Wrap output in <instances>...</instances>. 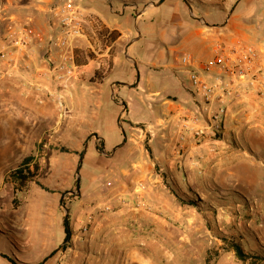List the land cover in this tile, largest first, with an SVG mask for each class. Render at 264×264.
Returning <instances> with one entry per match:
<instances>
[{
	"label": "crops",
	"instance_id": "1",
	"mask_svg": "<svg viewBox=\"0 0 264 264\" xmlns=\"http://www.w3.org/2000/svg\"><path fill=\"white\" fill-rule=\"evenodd\" d=\"M95 1L84 0L91 7L89 10L106 26L120 29V57L110 58L103 52L95 60L85 57L84 63L78 62L77 48L87 46L86 38H80L77 42L79 47L74 51L77 71L69 69V63H65L60 70L53 68L55 65H48L43 58L51 51L56 63H61L58 49L51 44H32L22 52H14L12 46L5 47L4 50L8 51L6 59L0 61V128L5 129L0 142V162L6 164L0 172V189L8 184L5 180L7 163H20L32 156L31 151L23 152L28 137L33 138V144H36L49 133L61 144L70 146L77 128L76 103H80L83 110L87 109L83 115L84 123L90 126V121L98 120L101 115L103 99H116L115 94L120 88V93L127 96L126 99L120 98V103H125L124 108L114 101L120 106L118 118L126 115L125 125L129 127L153 117L155 128L154 138L149 140L147 149L152 158L151 164H141L136 169L137 161L130 159L132 172L120 169V157L127 145L125 137L122 143L112 144L108 150L105 148L109 164L101 172L108 173L113 179V186H97L93 198L98 207L107 205L113 210L93 221L89 239L107 241L108 246L94 250L95 255L108 259L103 264H120V193H125L120 190L121 173H134V176L147 179L152 177L154 180L145 191L155 207L168 210L167 201L162 199L166 193L161 189L158 177L154 176L157 172L153 169V162L162 163L166 173H182L191 184L210 180L221 192L229 193L240 209L246 208L259 214V224L264 227V89L259 83H245L244 91L229 97L226 103L223 129L216 135L206 129L202 137H196L183 127L181 120L193 111L187 78L183 74L177 78L163 69L173 66L174 58L181 54L187 53L204 60L212 56L217 44L231 45L240 41L258 52L259 64L264 72V0H175L177 8L181 2L183 7L187 8L188 3L192 9L186 15L174 12L169 17L160 37L164 42H172L159 45L152 52L148 47L143 51L137 47L141 34L134 25L148 11H155L161 4H158L159 0H120V19L111 20L93 8ZM205 8L221 12L223 22H209L205 18L208 15L199 11ZM45 18L43 31L50 34V14ZM118 64L120 83L110 77ZM99 67L104 71L102 77L93 81V71ZM161 80L165 81V86H161ZM132 95L141 97L142 102L138 101L141 109L149 110V115H146L147 112L141 117L131 114L130 107L135 97ZM169 96L175 100L165 98ZM59 97L64 99L63 112L54 105ZM146 97L151 101H146ZM195 126L203 127V124ZM51 142L49 140L48 144ZM10 184L13 190L11 181ZM228 207L231 206L218 204L219 209L227 210ZM219 216L225 221L234 220L233 215L219 213ZM248 221L251 222L252 218ZM71 230L75 232L76 229L72 227Z\"/></svg>",
	"mask_w": 264,
	"mask_h": 264
},
{
	"label": "rangeland",
	"instance_id": "2",
	"mask_svg": "<svg viewBox=\"0 0 264 264\" xmlns=\"http://www.w3.org/2000/svg\"><path fill=\"white\" fill-rule=\"evenodd\" d=\"M61 1L0 0V61L6 59L8 51L4 49L7 46H12L14 52H22L32 44H50L49 33L43 31L45 17L50 8ZM82 5L91 8L84 0ZM179 5L177 8L175 0L162 1L155 11H148L135 23L141 34L137 43L141 51L148 47L152 52L159 45L172 42L162 41L160 34L166 28L164 23L174 12L187 14L189 7H183L181 2ZM139 7L142 8L141 5ZM93 8L108 20L120 19V0H96ZM199 11L208 15L205 18L209 22H223L224 17L219 11L209 8ZM86 35L87 46L77 48L78 62L84 63L85 57L95 60L103 52L110 58L120 57V29L106 26L99 18V23L86 27ZM173 41L176 43L177 39ZM174 59L173 66L163 69L179 78ZM103 72L101 67L96 68L91 79L100 80ZM110 77L120 83V64ZM147 84L145 81V87ZM160 84L166 85L164 80ZM115 96L114 100L110 97L103 99L101 115L98 120L90 121L91 127L84 123L83 115L87 109L83 110L80 103H76L77 128L70 146L61 144L49 133L36 144H33V138H27L23 152L31 151L33 157L29 164L32 181L14 194L11 180L6 177L8 184L0 189V264H10L1 254L15 259L17 264H103L108 260L94 254V250L108 246L107 241L101 242L99 238L89 240L93 221L113 210L107 205L98 207L93 198L97 186H113L108 173L101 172L109 164L105 151L112 144L122 143L125 137L127 145L120 157V169L132 172L130 159L137 161L136 169L141 164H151L147 149L149 140L154 138L155 128L153 117L142 124L127 127V116L118 118L120 106L114 103L116 101L124 108L125 103H120V98L126 99L127 95L120 93L119 88ZM132 96L135 97L130 112L141 117L149 110L141 109L138 102H142L141 97ZM165 98L175 100L170 96ZM145 99L151 101L150 98ZM54 105L64 111L63 98H57ZM149 114L147 112L146 115ZM49 124L52 125L51 120ZM4 134L5 129L1 127L0 142ZM49 140L52 141L50 144ZM5 164L0 162V172ZM18 164V161L7 163V174ZM152 164L157 172L154 176L158 177L160 187L166 193L162 199L167 201L168 210L155 207L145 191L151 186L152 177L120 174V190L125 191L120 193V264H246L228 250L229 241H238L244 252L258 253L261 259L255 260L256 264H264V227L259 224V214L240 209L229 193L221 192L210 180L191 184L182 173H166L162 163ZM219 203L231 207L219 209ZM65 210L70 229H76L75 232L71 230L68 242L63 241ZM219 213L233 215L234 220L225 221ZM250 218L254 224L248 221Z\"/></svg>",
	"mask_w": 264,
	"mask_h": 264
},
{
	"label": "built area",
	"instance_id": "3",
	"mask_svg": "<svg viewBox=\"0 0 264 264\" xmlns=\"http://www.w3.org/2000/svg\"><path fill=\"white\" fill-rule=\"evenodd\" d=\"M49 14L52 30L48 38L51 46L58 49L61 63H56L51 51L45 61L60 70L69 63V69L77 71L74 61L77 42L86 37V27L99 23V18L84 7L81 0H62L50 8ZM259 63L258 52L240 41L231 45L217 44L212 56L204 60L187 53L179 55L177 70L187 78L193 109L182 117L183 127L196 137H202L206 129L215 135L219 133L223 129L229 97L241 94L245 83H259L264 89V72ZM59 104L62 106L61 102ZM198 124L203 127L196 128Z\"/></svg>",
	"mask_w": 264,
	"mask_h": 264
},
{
	"label": "trees",
	"instance_id": "4",
	"mask_svg": "<svg viewBox=\"0 0 264 264\" xmlns=\"http://www.w3.org/2000/svg\"><path fill=\"white\" fill-rule=\"evenodd\" d=\"M63 151H66L65 148H61ZM81 155V153H80ZM32 156H28L24 158L16 167L8 171L7 178L12 181L13 183V192L14 194L17 192H21L22 188L27 182L32 181L33 175L30 173V166L29 164L32 161ZM15 200V198H14ZM63 231H64V242H68L71 237V229L68 222V216L63 218L62 221ZM228 250L232 251L234 256L246 264H256L255 260L258 261L261 259V255L258 253H250L244 252L241 245L238 241H229L227 244ZM3 258H5L10 264H17L16 260L9 257L6 254H1ZM42 264V263H39Z\"/></svg>",
	"mask_w": 264,
	"mask_h": 264
},
{
	"label": "water",
	"instance_id": "5",
	"mask_svg": "<svg viewBox=\"0 0 264 264\" xmlns=\"http://www.w3.org/2000/svg\"><path fill=\"white\" fill-rule=\"evenodd\" d=\"M163 0H159L158 1V4H160L161 2H162ZM187 5H188V7H189V9L191 10V8H190V5L187 3ZM77 181H78V177H77ZM67 217V211L65 210V218Z\"/></svg>",
	"mask_w": 264,
	"mask_h": 264
}]
</instances>
